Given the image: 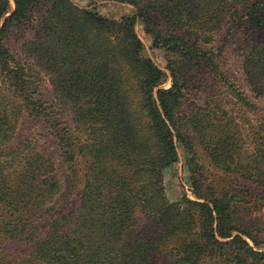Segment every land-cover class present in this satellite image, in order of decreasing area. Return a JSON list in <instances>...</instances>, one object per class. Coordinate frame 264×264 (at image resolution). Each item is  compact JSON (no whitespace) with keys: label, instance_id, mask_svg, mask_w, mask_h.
<instances>
[{"label":"trees","instance_id":"16d2710c","mask_svg":"<svg viewBox=\"0 0 264 264\" xmlns=\"http://www.w3.org/2000/svg\"><path fill=\"white\" fill-rule=\"evenodd\" d=\"M97 1L0 0V264H264V196L241 185L264 191V38L242 62L250 95L204 47L227 18L260 27L264 0H114L132 6L120 18ZM32 18L18 57L7 36ZM38 71L73 128L44 106ZM194 143L226 179L202 174ZM177 144L197 199L166 197ZM78 180L62 207L61 182ZM251 209L260 221L240 217Z\"/></svg>","mask_w":264,"mask_h":264},{"label":"rangeland","instance_id":"374dc122","mask_svg":"<svg viewBox=\"0 0 264 264\" xmlns=\"http://www.w3.org/2000/svg\"><path fill=\"white\" fill-rule=\"evenodd\" d=\"M72 1L80 7H88V3L91 0ZM94 4H91L89 7H98V10L101 14L113 18H120V16L128 14L131 12V10H133L130 4L119 3L114 0H99ZM11 5L13 8L12 3ZM32 19L34 21L32 20L29 24L25 23L26 25L23 24L22 26L14 29L7 36V43L10 49L18 57L20 56L19 52L22 43L31 38H34L38 34L37 21L34 18ZM135 31L143 42L148 56L159 66V68L166 70L165 72L169 74L168 70L164 68L165 59L162 51L160 49L150 48L151 39L142 31L141 25L136 24ZM263 38L264 22L260 27H253L248 22V20H246V18H243L241 24L237 26L232 19L227 18L226 20H224V22H222L221 27L216 32L215 37L213 38V41L204 47L207 49H211L218 54L219 65L222 68L221 70H223L225 76L231 81L238 83L239 86H242V89L248 95H250L247 83L242 72V62L245 54L249 51L250 47L255 42ZM38 74L40 77L38 82V92L43 104H45L44 106H46V103L50 104V110H54L62 114L63 119L70 127L73 128L74 124L71 120L70 114L67 113L66 107L61 108L60 102L53 96L49 76L44 72L42 73L41 71H38ZM196 79L200 80L199 83H195ZM196 79L193 81V84L191 85L192 87L189 88V91L193 94L197 93L203 95L205 93V90H208L210 88L211 81L209 80L207 74H198V77ZM161 86L165 88L170 86L169 76L167 77V81ZM188 102L190 101H186V104H188ZM193 146L195 157L197 159L199 167L202 168V174L206 176L208 180L218 179L219 181H222L221 179H226L227 176L209 162V158L207 157L206 152L202 148V146L196 143H194ZM177 152L178 161L175 162L168 170H166L163 177L165 194H167L166 197L169 201H176L183 194H186L190 199H197L191 192V186L188 181V171L185 165L183 153L184 151L178 144ZM62 179H64V176L62 177ZM64 185V182H61L62 188H60V193H62V198H65L62 207H69L75 204V202L77 201L78 193H80L81 191L82 184L80 180H78L76 186L71 187L70 193H67V191H63ZM241 185L244 187H248L253 192L252 194L260 191L264 196V191L258 189V191L256 189L253 191V187H251L249 183L242 182ZM250 203L252 206H254L257 201L255 199H252ZM262 216L263 209L261 211L251 209L250 214L243 211L240 217L244 218L245 221L249 219L258 222L262 219ZM147 264H159V260L156 256H153V258Z\"/></svg>","mask_w":264,"mask_h":264}]
</instances>
